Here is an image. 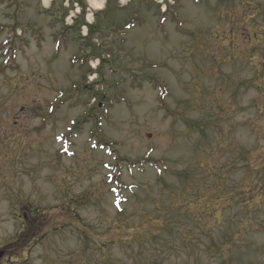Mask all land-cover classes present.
<instances>
[{
  "label": "rangeland",
  "instance_id": "1",
  "mask_svg": "<svg viewBox=\"0 0 264 264\" xmlns=\"http://www.w3.org/2000/svg\"><path fill=\"white\" fill-rule=\"evenodd\" d=\"M20 1L0 0V264H264V0H173L159 30L149 0ZM133 18L91 71L80 25L107 45Z\"/></svg>",
  "mask_w": 264,
  "mask_h": 264
},
{
  "label": "flooded vegetation",
  "instance_id": "2",
  "mask_svg": "<svg viewBox=\"0 0 264 264\" xmlns=\"http://www.w3.org/2000/svg\"><path fill=\"white\" fill-rule=\"evenodd\" d=\"M22 219H23V221H24V225H27V227H29V226H33V224H35L36 223V220H35V218L30 214V217L28 216V214L27 213H23L22 214ZM2 258V259H1ZM0 259L1 260H3L4 259V254H2V256L0 257Z\"/></svg>",
  "mask_w": 264,
  "mask_h": 264
}]
</instances>
